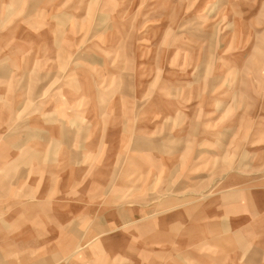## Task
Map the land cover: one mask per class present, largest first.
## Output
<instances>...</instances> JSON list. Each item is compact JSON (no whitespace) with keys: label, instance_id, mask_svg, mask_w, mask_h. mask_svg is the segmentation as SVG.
I'll list each match as a JSON object with an SVG mask.
<instances>
[{"label":"rangeland","instance_id":"obj_1","mask_svg":"<svg viewBox=\"0 0 264 264\" xmlns=\"http://www.w3.org/2000/svg\"><path fill=\"white\" fill-rule=\"evenodd\" d=\"M0 264H264V0H0Z\"/></svg>","mask_w":264,"mask_h":264}]
</instances>
